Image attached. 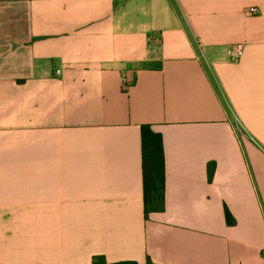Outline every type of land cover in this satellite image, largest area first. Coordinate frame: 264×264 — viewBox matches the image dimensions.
Listing matches in <instances>:
<instances>
[{
  "label": "crops",
  "instance_id": "0c3cea01",
  "mask_svg": "<svg viewBox=\"0 0 264 264\" xmlns=\"http://www.w3.org/2000/svg\"><path fill=\"white\" fill-rule=\"evenodd\" d=\"M99 257L264 264V0H0V264Z\"/></svg>",
  "mask_w": 264,
  "mask_h": 264
},
{
  "label": "trees",
  "instance_id": "16d2710c",
  "mask_svg": "<svg viewBox=\"0 0 264 264\" xmlns=\"http://www.w3.org/2000/svg\"><path fill=\"white\" fill-rule=\"evenodd\" d=\"M142 151H143V191L145 217L152 212H160L164 209L165 197V162L163 142L160 134L155 133L149 126L142 127ZM214 165H209V180L212 179ZM225 219L228 225H234L235 219L231 213L225 210ZM93 264H106L104 259L96 258ZM135 264V263H120ZM148 264H153L150 261Z\"/></svg>",
  "mask_w": 264,
  "mask_h": 264
},
{
  "label": "built area",
  "instance_id": "2783aa9c",
  "mask_svg": "<svg viewBox=\"0 0 264 264\" xmlns=\"http://www.w3.org/2000/svg\"><path fill=\"white\" fill-rule=\"evenodd\" d=\"M250 12L253 13V14H258L259 13L257 8H252L250 10ZM155 41L158 42V39H156ZM242 50H243L242 45H236L235 47H233V49L231 51L230 60L232 62L237 61L240 58L241 54H242Z\"/></svg>",
  "mask_w": 264,
  "mask_h": 264
},
{
  "label": "rangeland",
  "instance_id": "374dc122",
  "mask_svg": "<svg viewBox=\"0 0 264 264\" xmlns=\"http://www.w3.org/2000/svg\"><path fill=\"white\" fill-rule=\"evenodd\" d=\"M241 129V128H240Z\"/></svg>",
  "mask_w": 264,
  "mask_h": 264
}]
</instances>
